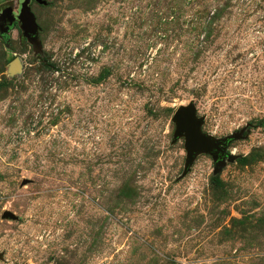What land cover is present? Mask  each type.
<instances>
[{
	"label": "rangeland",
	"instance_id": "obj_1",
	"mask_svg": "<svg viewBox=\"0 0 264 264\" xmlns=\"http://www.w3.org/2000/svg\"><path fill=\"white\" fill-rule=\"evenodd\" d=\"M30 7L36 45L0 35V264H264V0ZM190 102L231 140L186 170Z\"/></svg>",
	"mask_w": 264,
	"mask_h": 264
},
{
	"label": "water",
	"instance_id": "obj_2",
	"mask_svg": "<svg viewBox=\"0 0 264 264\" xmlns=\"http://www.w3.org/2000/svg\"><path fill=\"white\" fill-rule=\"evenodd\" d=\"M31 0H19L17 9L12 8V2L7 1L0 7V35L5 36L6 31L19 19L23 30V37H27L33 44H37L38 25L30 7ZM14 62V61H13ZM14 64V63H13ZM172 120L175 122L174 139L184 136L186 149V170L192 164L195 155L199 152H206L214 156L216 162H220L225 154L231 138H214L203 133L200 126L203 117L196 115V108L192 102L187 105H180L173 113ZM3 216H12L11 212H4Z\"/></svg>",
	"mask_w": 264,
	"mask_h": 264
},
{
	"label": "flooded vegetation",
	"instance_id": "obj_3",
	"mask_svg": "<svg viewBox=\"0 0 264 264\" xmlns=\"http://www.w3.org/2000/svg\"><path fill=\"white\" fill-rule=\"evenodd\" d=\"M31 2H32V0H31Z\"/></svg>",
	"mask_w": 264,
	"mask_h": 264
}]
</instances>
